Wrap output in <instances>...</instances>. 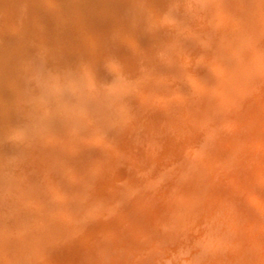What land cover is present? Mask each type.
Masks as SVG:
<instances>
[{
	"label": "rangeland",
	"instance_id": "374dc122",
	"mask_svg": "<svg viewBox=\"0 0 264 264\" xmlns=\"http://www.w3.org/2000/svg\"><path fill=\"white\" fill-rule=\"evenodd\" d=\"M0 52V264H264V0H0Z\"/></svg>",
	"mask_w": 264,
	"mask_h": 264
},
{
	"label": "bare ground",
	"instance_id": "6f19581e",
	"mask_svg": "<svg viewBox=\"0 0 264 264\" xmlns=\"http://www.w3.org/2000/svg\"><path fill=\"white\" fill-rule=\"evenodd\" d=\"M74 3H75V1H74ZM76 3H77V2H76ZM69 4H70V3H69ZM76 5H77V4H76ZM75 8H76V7H75ZM75 8H74V9H75ZM81 9H82V8H81ZM24 11H25V10H24ZM73 11H74V10H73ZM77 11H78V10H77ZM75 14H76V13H75ZM76 16H77V15H76ZM76 16H75V17H76ZM66 19H68V18H66ZM66 19H65V20H66ZM76 21H77V20H76ZM45 22H46V21H45ZM71 22H72V21H71ZM59 24H60V23H59ZM64 24H65V22H64ZM68 24H69V23H68ZM65 25H66V24H65ZM59 26H60V25H59ZM52 28H53V27H52ZM61 29H62V28H61ZM18 33H19V32H18ZM52 36H53V35H52ZM61 47H62V46H61ZM53 49H54V48H53ZM9 51H10V50H9ZM9 51L7 50L8 53H9ZM5 53H6V51H5ZM48 53H49V52H48ZM58 53H59V52H58ZM0 54L2 55L3 52H2V53L0 52ZM9 55L11 56L10 53H9ZM46 55H47V54H46ZM3 56H8V54H7V55H6V54H3L2 57H3ZM0 57H1V56H0ZM6 58H7V57H6ZM4 59H5V58H4ZM4 59H1V58H0V60H2V61H3ZM20 59H22V58H20ZM17 60H18V59H17ZM18 61H19V60H18ZM5 62H6V61L4 60L2 64H5ZM21 63H22V62H21ZM28 63H29V62H28ZM39 63H40V62H39ZM7 64H9V63L7 62ZM26 64H27V63H26ZM44 64H45V63H44ZM14 65H15V64H14ZM11 66H12V65H11ZM15 66H16V65H15ZM28 66H30V65H28ZM34 66H35V65H34ZM12 68H13V67H12ZM2 69H3V68H2ZM4 69H5V68H4ZM4 69H3V70H4ZM10 69H11V68H10ZM15 69H16V68H15ZM17 69H19V68H17ZM29 69H30V68H29ZM3 70L1 71V69H0V73L5 71V70H4V71H3ZM13 70H14V68H13ZM8 71H11V70H7V74H5L6 76L8 75ZM17 71H18V70H17ZM38 71H39V70H38ZM14 72H15V73H13V75L15 74V78H16V73H17V72H16V70H15ZM20 72H21V71H20ZM5 73H6V72H5ZM9 74H10V73H9ZM40 74H41V73H40ZM2 75H3V74H2ZM13 75H12V76H13ZM8 76H10V75H8ZM23 76H24V75H23ZM2 77H3V76H2ZM15 78H13V79L15 80ZM151 78H152V77H151ZM0 79H1V81H4V78L2 79V78L0 77ZM5 79H7V81H8V82H6V83H11V82H9V81L13 80L12 78H9V80H8V77H6ZM5 81H6V80H5ZM28 81H29V80H28ZM28 81H27V82H28ZM36 81H37V80H36ZM23 82H26V78H25V81H23ZM30 82H31V81H30ZM41 82H42V81H41ZM148 82H149V81H148ZM2 83H3V82H2ZM2 83H0V85H1ZM4 83H5V82H4ZM24 84H25V83H24ZM27 85H28V84L26 83V86H27ZM31 85H32V84H31ZM7 86H8V85H7ZM9 86H10V85H9ZM19 86H20V85H19ZM51 86H52V85H51ZM0 87L2 88L3 86L1 85ZM27 87H28V86H27ZM31 87H32V86H31ZM1 88H0V89H1ZM28 88H29V87H28ZM3 89H4V88H3ZM9 89H10V88H9ZM23 89H24V88H23ZM23 89H22V90H23ZM33 89H34V87H33ZM22 90H21V91H22ZM3 91H4V90H3ZM3 91H2V92H3ZM6 91H8V89L5 90V92H6ZM24 91H25V90H24ZM29 91H30V90H29ZM29 91H28V92H29ZM2 92H0V94H3ZM28 92H27V93H28ZM20 93H21V92H20ZM24 93H26V92H24ZM42 93H43V92H42ZM48 93H49V92H48ZM29 94H30V93H29ZM37 94H38V93H37ZM0 96H1V95H0ZM45 96H46V95H45ZM29 97H30V95H29ZM37 97H38V96H37ZM39 97H41V96H39ZM0 98H1V100H3L2 97H0ZM3 98H4V97H3ZM8 98H9V97H8ZM25 98H26V97H25ZM42 98H43V97H42ZM27 99H28V98H27ZM32 99H33V98H32ZM35 99H36V97H35ZM7 100H8V99H7ZM31 101H33V100H31ZM31 101H30V102H31ZM39 101H40V100H39ZM42 101H43V100H42ZM26 102H27V101H26ZM3 103H5V101H4ZM30 105H31V104H30ZM37 105H38V104H37ZM24 106H25V105H24ZM0 107H1V106H0ZM39 107H41V106H39ZM39 109H40V108H39ZM24 110H25V109H24ZM37 115H38V114H37ZM39 116H41V115H39ZM49 116H50V115H49ZM49 116H48V117H49ZM23 119H24V118H23ZM24 120H25V119H24ZM40 120H41V119H40ZM21 121H22V120H21ZM23 122H24V121H23ZM28 122H29V121H28ZM38 122H39V120H37V123H38ZM20 123H21V122H20ZM20 123H19V124H20ZM32 123H33V122H32ZM41 124H42V123H41ZM16 125H17V124H16ZM26 126H27V125H26ZM21 127H22V126H21ZM35 127H36V126H35ZM43 127H44V126H43ZM13 128H14V127H13ZM33 128H34V127H33ZM22 129H23V127H22ZM35 129H36V128H35ZM35 129H34V130H35ZM7 130H8V129H7ZM24 130H25V129H24ZM24 130H23V131H24ZM184 133H185V132H184ZM20 134H21V132H20ZM20 134H19V135H20ZM30 134H31V132H30ZM185 134H186V133H185ZM19 135H18V136H19ZM26 135H27V134H26ZM19 137H20V136H19ZM21 137H23V136H21ZM25 138H26V137H25ZM25 138H24V139H25ZM34 138H35V137H33V139H34ZM17 139H19V138L17 137ZM20 139H21V138H20ZM26 139H27V138H26ZM9 141H10V140H9ZM28 141H29V140H28ZM31 141H32V140H30V142H31ZM1 142H2V141H1ZM18 142H19V140H18ZM22 142H23V141H22ZM20 143H21V142H20ZM178 143H179V142H178ZM21 145L23 146V145H25V144H21ZM8 146H9V145H8ZM26 146H27V145H26ZM18 149H19V147H18ZM176 149H177V148H176ZM23 150H24V149H23ZM30 150H31V149H30ZM17 152H18V151H17ZM24 152H25V151H24ZM27 152H28V151H27ZM21 153H22V151H21ZM174 153H175V152H174ZM18 154H19V153H18ZM116 155H117V154H116ZM18 162H19V160H18ZM20 162H21V160H20ZM20 162H19V163H16V164L19 165ZM109 162H110V161H109ZM10 163H11V162H10ZM12 163H13V162H12ZM101 163H102V162H101ZM14 168H15V167H14ZM15 170H16V169H15ZM21 170H22V169H21ZM22 172H23V171H22ZM13 173H14V172H13ZM5 185H6V184H5ZM5 189H6V188H5ZM3 191H4V190H3ZM5 193H6V192H5ZM6 220H7V219H6ZM7 257H8V256H7Z\"/></svg>",
	"mask_w": 264,
	"mask_h": 264
}]
</instances>
